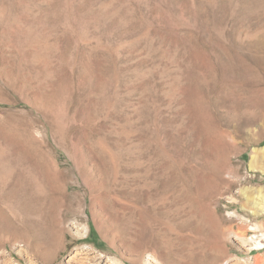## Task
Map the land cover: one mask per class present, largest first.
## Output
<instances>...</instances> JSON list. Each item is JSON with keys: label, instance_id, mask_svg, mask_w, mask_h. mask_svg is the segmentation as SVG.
Returning a JSON list of instances; mask_svg holds the SVG:
<instances>
[{"label": "rangeland", "instance_id": "obj_1", "mask_svg": "<svg viewBox=\"0 0 264 264\" xmlns=\"http://www.w3.org/2000/svg\"><path fill=\"white\" fill-rule=\"evenodd\" d=\"M262 233L264 0H0V264H264Z\"/></svg>", "mask_w": 264, "mask_h": 264}, {"label": "bare ground", "instance_id": "obj_2", "mask_svg": "<svg viewBox=\"0 0 264 264\" xmlns=\"http://www.w3.org/2000/svg\"><path fill=\"white\" fill-rule=\"evenodd\" d=\"M256 230H259V229H257V228H255ZM260 231V230H259ZM261 236H260V238H259V244H260V242L261 241H264V233H262V234H260Z\"/></svg>", "mask_w": 264, "mask_h": 264}]
</instances>
